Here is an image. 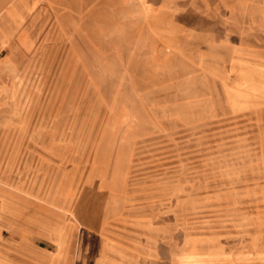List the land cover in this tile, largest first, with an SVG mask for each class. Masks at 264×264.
<instances>
[{
	"label": "rangeland",
	"instance_id": "obj_1",
	"mask_svg": "<svg viewBox=\"0 0 264 264\" xmlns=\"http://www.w3.org/2000/svg\"><path fill=\"white\" fill-rule=\"evenodd\" d=\"M171 1L162 54L100 24L6 78L0 264H50L53 227L67 264H264V0Z\"/></svg>",
	"mask_w": 264,
	"mask_h": 264
},
{
	"label": "crops",
	"instance_id": "obj_2",
	"mask_svg": "<svg viewBox=\"0 0 264 264\" xmlns=\"http://www.w3.org/2000/svg\"><path fill=\"white\" fill-rule=\"evenodd\" d=\"M177 22V3L173 6L172 1L169 14L164 12L163 0H0V90L8 75L15 79L37 54L84 53L74 49H83L84 40L93 47L100 24L106 26L103 31L114 34L110 38H136L150 49L147 53L162 54L168 49L164 35L173 46ZM52 231L59 233L50 264H67L70 231L57 227ZM205 256L211 257V251Z\"/></svg>",
	"mask_w": 264,
	"mask_h": 264
}]
</instances>
